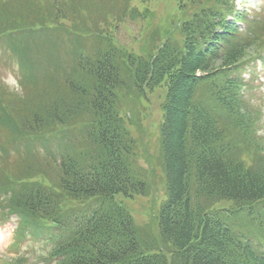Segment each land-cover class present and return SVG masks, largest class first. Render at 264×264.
<instances>
[{"label": "trees", "instance_id": "16d2710c", "mask_svg": "<svg viewBox=\"0 0 264 264\" xmlns=\"http://www.w3.org/2000/svg\"><path fill=\"white\" fill-rule=\"evenodd\" d=\"M35 1L48 17L31 25L27 12L39 4L0 0V33L83 21L69 2L85 8L79 0ZM177 1L180 24L147 57L112 47L94 61L80 57L58 83L67 89L59 99L26 87L16 97L0 84V224L16 219L13 251L44 243L48 264H264L236 229L264 205V138L247 98V60L264 59L255 31L264 18L245 16L235 0ZM125 83L142 99L167 88L160 129L167 199L156 229L139 228L115 199L149 189L130 163L134 142L117 111ZM252 151L262 158L251 159ZM226 201L230 208H214Z\"/></svg>", "mask_w": 264, "mask_h": 264}, {"label": "rangeland", "instance_id": "374dc122", "mask_svg": "<svg viewBox=\"0 0 264 264\" xmlns=\"http://www.w3.org/2000/svg\"><path fill=\"white\" fill-rule=\"evenodd\" d=\"M16 2L17 0H13L11 8ZM34 2L39 4L31 6L35 9V14L27 12L33 18L27 19L31 25L43 19L46 20L48 17L46 11L40 6L42 3L35 0ZM69 2L72 8L77 10L74 12L79 14L76 17L73 14L71 16L80 17L83 21L77 22L79 24L74 26L61 21L60 24L64 27L62 28L63 33L53 30L50 31L51 36L50 33H42L36 28H25L20 31L15 30L14 35L7 32L10 36L0 37V84L9 94L24 97L26 94L24 87H26L38 93L39 98L44 94L46 96L59 94L57 96L59 99L66 94L67 89L61 88L58 83L67 80L68 75H71L77 57H81L83 62L88 59L94 61L93 57L100 51L103 52L112 47L118 53L124 52L125 54L126 52V54L145 58L152 52L155 45L163 43L162 40L169 36L170 28L173 27L172 30H174L182 18L177 0H148L146 2L132 0L129 4L130 8L125 6L124 0H79L78 4L82 3L85 8L82 6L76 8V1ZM234 4L245 16L264 18V0H235ZM16 5L19 3L17 2ZM86 8L87 12L84 11ZM127 8L129 9L125 12ZM134 9L138 11L136 14L133 13ZM95 20L98 21L93 22ZM255 31H261L259 34L263 35L259 40L263 43L262 53H264V22ZM180 36L176 34V37L180 38ZM8 40H14V50L22 55L28 71L31 70L28 75L35 80H29V78L26 80L25 68L18 65L15 57L18 52L8 50ZM156 40L159 41L158 44ZM247 61L253 66L254 61ZM257 65L258 68L253 73L257 82L251 85L254 90L250 97L248 95V100L253 105V112H258L261 116V118L258 116L256 136L264 138V64ZM41 68H44L43 74L37 72L41 71ZM53 82L57 83L50 86ZM166 91L167 88L163 86L149 94L146 93L145 99H142L125 83L120 91L121 97L117 109L118 113L125 118L126 129L134 142L130 163L135 170L145 176L149 189L145 195H138L134 198L117 195L115 199L129 211L135 224L145 230L157 228V217L161 206L167 199L160 147L162 105ZM62 146L65 147L64 142ZM39 149L44 148L39 146ZM260 156L261 153L256 151H252L249 155L251 159L256 157L258 159ZM261 158L262 156L259 159ZM214 206L215 209H227L231 207V204L226 201ZM257 211L260 212L253 218L246 215L239 218L236 229L243 232L240 234L245 236L257 253H264V205ZM15 227L12 222L0 228V264H48L50 249L44 243H27L15 251L9 248Z\"/></svg>", "mask_w": 264, "mask_h": 264}]
</instances>
